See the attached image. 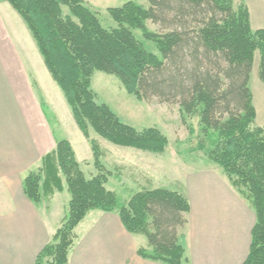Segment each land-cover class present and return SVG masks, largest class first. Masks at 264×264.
Here are the masks:
<instances>
[{
  "label": "trees",
  "instance_id": "obj_1",
  "mask_svg": "<svg viewBox=\"0 0 264 264\" xmlns=\"http://www.w3.org/2000/svg\"><path fill=\"white\" fill-rule=\"evenodd\" d=\"M30 31L44 65L56 82L84 135L90 130L109 142L161 154L167 137L156 127L137 130L123 123L91 88L95 71L115 75L127 93L140 101L175 104L182 121L196 117L203 133L216 134L206 152L253 210L247 255L241 264H264V129L256 116L249 87L258 56L264 82V29H253L245 3L233 0H129L107 9L116 26L105 27L83 0H5ZM146 21L160 27L146 29ZM142 32L159 56L134 35ZM99 172L88 178L68 139L26 173L23 192L35 203L43 192H68L64 216L39 251L34 264H69L75 228L91 210L116 211L130 233L143 234L149 248L138 255L166 264H190L180 243L190 212L182 190L150 188L118 202L106 187L107 175L90 141Z\"/></svg>",
  "mask_w": 264,
  "mask_h": 264
},
{
  "label": "crops",
  "instance_id": "obj_2",
  "mask_svg": "<svg viewBox=\"0 0 264 264\" xmlns=\"http://www.w3.org/2000/svg\"><path fill=\"white\" fill-rule=\"evenodd\" d=\"M83 1L99 13L129 0ZM132 1L142 7L148 5L147 0ZM246 5L252 27L263 25L260 27L264 28V22L254 19L253 23L248 1ZM0 6L7 7L3 0ZM0 58H3L1 52ZM5 82L8 77L2 76L1 83ZM12 97L0 99V264H34L64 216L67 191L62 179L61 189L43 192L38 203L25 196L24 176L41 166L42 157L60 139L54 136L43 112L37 109L38 103L34 102V109H26L27 101H15L13 93ZM55 105L63 118L65 112ZM68 108L66 112L70 113ZM70 143L78 162L92 158L89 150L81 161ZM192 171L181 185L190 202L188 222L180 237L189 263L241 264L247 255L255 222L253 210L214 165ZM75 231L77 239L68 255L69 264H166L138 255V248H149L147 239L143 234L128 232L116 211L91 210Z\"/></svg>",
  "mask_w": 264,
  "mask_h": 264
},
{
  "label": "rangeland",
  "instance_id": "obj_3",
  "mask_svg": "<svg viewBox=\"0 0 264 264\" xmlns=\"http://www.w3.org/2000/svg\"><path fill=\"white\" fill-rule=\"evenodd\" d=\"M3 1L7 7L0 6V52L3 55L0 65H5L0 66V99H12L13 93L15 101L28 102L26 109H34L35 103H38L37 109L43 112L54 136L59 139L68 138L75 146L77 157L81 161L92 150L90 141L94 142L98 147L102 172L107 175V181L111 177L106 182V187L116 193L120 204L126 203L133 193L143 189L181 190L187 174L198 167L214 165L223 173L217 164L208 160L206 154L213 147L216 134L211 131L203 133L196 117L187 119L184 123L177 105L159 103L155 99L140 101L126 92L115 75L102 71H95L91 77V88L98 101L108 105L123 123L137 130L158 128L167 137L168 145L163 153L157 154L113 144L92 130L89 138H84L71 111L66 112L69 106L46 69L26 24L14 8L7 1ZM247 1L251 6L253 23L254 19L264 22V0H233L235 7L241 3L247 4ZM97 14L105 27L116 26L107 10H101ZM250 25L252 27L251 19ZM254 26L263 28L260 27L263 25ZM146 29L159 31L160 27L146 21ZM134 35L142 41L146 49L159 56L156 45L146 40L140 30L134 29ZM258 64L259 59L256 56L250 72L249 87L256 111L254 125L264 129V82L258 77ZM2 76L8 77V82L1 83ZM55 104L65 112L63 118H60ZM78 163L88 178L99 172L94 155ZM68 197L66 192L67 200Z\"/></svg>",
  "mask_w": 264,
  "mask_h": 264
}]
</instances>
